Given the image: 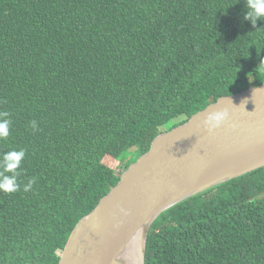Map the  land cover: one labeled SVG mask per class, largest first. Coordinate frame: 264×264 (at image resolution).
I'll use <instances>...</instances> for the list:
<instances>
[{
    "label": "trees",
    "instance_id": "16d2710c",
    "mask_svg": "<svg viewBox=\"0 0 264 264\" xmlns=\"http://www.w3.org/2000/svg\"><path fill=\"white\" fill-rule=\"evenodd\" d=\"M246 10L0 0V113L11 121L0 159L26 151L19 190L0 191V264H59L80 220L158 135L264 83V21L253 27ZM146 264H264V167L162 213Z\"/></svg>",
    "mask_w": 264,
    "mask_h": 264
},
{
    "label": "water",
    "instance_id": "95a60500",
    "mask_svg": "<svg viewBox=\"0 0 264 264\" xmlns=\"http://www.w3.org/2000/svg\"><path fill=\"white\" fill-rule=\"evenodd\" d=\"M227 112L208 131L209 117ZM264 167V83L222 96L166 130L73 230L59 264H146L149 234L175 205Z\"/></svg>",
    "mask_w": 264,
    "mask_h": 264
},
{
    "label": "clouds",
    "instance_id": "9594fccd",
    "mask_svg": "<svg viewBox=\"0 0 264 264\" xmlns=\"http://www.w3.org/2000/svg\"><path fill=\"white\" fill-rule=\"evenodd\" d=\"M246 9L244 20L250 21L253 27H256L258 21H264V0H246ZM8 115V113H0V138L7 137L9 134L11 121L7 118ZM227 117V112L209 117L208 121H206V124L209 125L208 131H213L215 128L220 127ZM31 127L33 130L37 129L36 121L31 122ZM25 157L26 151L23 149L11 150L3 154L2 159H0V169H2L0 171V191L12 194L19 190L18 178L21 175ZM34 183V178L29 179L24 190L28 191Z\"/></svg>",
    "mask_w": 264,
    "mask_h": 264
},
{
    "label": "rangeland",
    "instance_id": "374dc122",
    "mask_svg": "<svg viewBox=\"0 0 264 264\" xmlns=\"http://www.w3.org/2000/svg\"><path fill=\"white\" fill-rule=\"evenodd\" d=\"M117 170H118V168H117Z\"/></svg>",
    "mask_w": 264,
    "mask_h": 264
}]
</instances>
